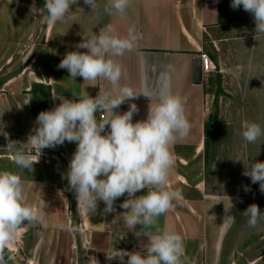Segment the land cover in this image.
I'll return each instance as SVG.
<instances>
[{
	"label": "crops",
	"instance_id": "1",
	"mask_svg": "<svg viewBox=\"0 0 264 264\" xmlns=\"http://www.w3.org/2000/svg\"><path fill=\"white\" fill-rule=\"evenodd\" d=\"M106 2L98 0L100 7L92 12L79 0L63 22L45 26L44 38L31 37L35 43L30 52V64H25L24 58V62L17 64L20 52L17 45L25 37L29 38L36 28L27 25L29 16L34 24L43 18V23L46 22L44 0H0V130L17 141V146L26 145L28 136L37 126L38 114L61 102L53 94L76 99L85 91L95 97L104 89L113 90L115 95L117 90L107 81H83L82 77L72 80L67 70L58 65L68 52L87 51L78 49L77 45L92 32L98 34L103 25L113 24L120 36H126L128 28L135 26L143 39L132 51L114 58L123 67L120 85L137 92L155 94L164 89L180 95L191 124L188 136L178 139L172 148L175 166L166 188L179 195L173 201L174 207L159 218L160 228L183 237L186 264H264V221L252 228L248 225L249 218L243 214L253 203L264 211V192L259 183L254 184L251 179L243 183L238 179L235 186L229 176L217 180L210 174L213 157L208 151L206 132L205 76H201L199 82H194L192 77L194 59L200 50H205L204 39L207 38L208 53L216 65L232 72L230 77L238 76V80L241 74L243 85L250 83L251 87L262 89L260 100L264 103V34L255 37L252 14L242 6L233 9L231 0H131L125 16L110 17L103 13ZM42 39L45 48L40 50ZM233 56L242 58L236 66ZM42 101L47 105H40ZM155 102L154 96L152 103ZM131 103L139 108L133 122L146 119L151 101L143 94L115 111L122 114ZM97 117L100 118L99 113ZM5 144L7 140L0 135V145ZM58 146L63 154L53 152L56 147L43 149L33 171L19 169L11 155L0 149V171L8 170L21 176L25 202L36 207L41 217L40 224L31 226V238H25V243L32 245L37 261L44 264L54 261L55 250L53 254L49 245H52L56 226L61 230L60 224L76 226V232L85 236L80 242L76 238L84 252L97 255L108 264L119 263L118 260L108 261L105 256L118 238L126 237L128 251L145 253L148 238L136 237L122 220H113L117 213L124 211L120 205L126 195L116 200L114 213L105 214L102 201L96 213L82 206L78 208L75 193L67 186L66 179L76 144L66 141ZM47 242L48 249L41 250ZM12 244L7 246L12 247ZM37 254L44 255V259H39ZM7 264H18V260L10 258Z\"/></svg>",
	"mask_w": 264,
	"mask_h": 264
},
{
	"label": "clouds",
	"instance_id": "2",
	"mask_svg": "<svg viewBox=\"0 0 264 264\" xmlns=\"http://www.w3.org/2000/svg\"><path fill=\"white\" fill-rule=\"evenodd\" d=\"M78 3L79 0H44L46 23L63 22L72 6ZM83 3L92 12L100 7L98 0H83ZM130 4L131 0H107L103 13L110 17L125 16ZM241 6L254 18L255 37L264 34V0H231L233 9ZM30 11H34V5ZM142 39V33L135 26L128 28L126 36H120L111 23L103 25L98 34L92 32L84 37L77 48L87 51L68 52L58 67L66 69L72 80L77 77H82L83 81L105 80L117 90L116 94L113 90L104 89H100L95 97L85 91L76 99L53 94L61 102L38 114L37 126L28 136L26 145L17 146L18 142L9 139V134L3 130H0V135L7 140L4 148L15 165L30 171H33L43 149L63 145L66 141L75 143L76 150L69 162L66 179L75 193L78 208L82 206L90 213H96L98 203L102 201L104 213H114L116 200L126 195L120 205L124 211L117 213L113 220H122L138 238L146 236V252L113 248L105 253L108 261L118 260L120 264H186L183 237L172 230L161 229L158 221L174 207L173 201L179 195L166 188L169 174L175 166L172 148L178 139L188 136L191 124L180 95L164 89L155 94L137 92L132 87L120 85L123 67L114 58L132 51ZM140 94L151 101L146 119L133 122V115L139 112L135 103H131L122 114L115 111ZM154 96L156 102L153 104ZM242 136L249 144H264V126L246 121ZM33 153L37 154L35 159ZM236 161L243 162L242 174L248 176L252 183H259L260 190L264 192V161ZM145 189V194L136 195ZM243 214L249 218V227L255 228L264 221V211L255 203L249 205ZM40 223L38 209L25 202L21 176L8 170L0 171V264H7L5 249L15 240L18 230ZM60 228L78 231L72 224H60Z\"/></svg>",
	"mask_w": 264,
	"mask_h": 264
},
{
	"label": "rangeland",
	"instance_id": "3",
	"mask_svg": "<svg viewBox=\"0 0 264 264\" xmlns=\"http://www.w3.org/2000/svg\"><path fill=\"white\" fill-rule=\"evenodd\" d=\"M43 21L44 18L41 19L38 24H34L32 17L29 16L27 25H35L36 28L34 32H29V38L25 37V39L21 40L17 45L20 47V52L17 54V59L19 60L17 61V64H21L23 58L25 61L23 62L25 64H30V52L32 50L33 43H35V40L40 39L41 37L44 38L45 36L44 28L47 23H43ZM31 37L35 38V40H32ZM43 42L44 40L42 39V41H40L41 45L39 46L40 50L45 48ZM209 43L208 39L205 38L204 48L207 52ZM7 47L10 49L11 46L8 44ZM216 58H219V56L216 55ZM241 60V57L236 56L235 59L233 56L235 66L238 64V61ZM230 68L232 69V67ZM231 73L232 72H228L227 70L217 66L215 70L209 72L207 76L204 77V109L207 118L212 112H216L218 119V123L215 127V137H208V151L213 157L211 164L212 173L210 174L216 177L217 180L229 176L232 184L237 186L236 182L238 179L243 183V181L248 182L250 178L242 174L244 172L243 162L236 161V159L242 160L245 163L249 160L264 161V144H261L260 142H257L256 144H249L242 136L243 125L246 121L256 122L264 126V103L261 101L262 99L260 100L262 91L261 88V91H259L257 86L253 85L251 87L250 83L248 85H243L244 81H242L243 77H241V74L238 80V76L235 78L234 76L230 77ZM235 74H237V72H235ZM210 131L212 134V130ZM5 145H3V147L0 145V149H3L2 152H4ZM55 147L56 148H53V152H62L60 149L61 147L58 145ZM67 186L69 185L67 184ZM237 189L240 190L239 186ZM27 227L28 230L24 231ZM27 227H21L18 230L15 240L12 241V249L6 247L5 257H8V260H6L7 263H10V258H15L18 260V264H44L42 261H37V257L35 258L31 248L32 245L30 243H25V238H27V236L31 238L33 232L31 226ZM53 235L52 243H50L52 245H49V247L52 249L53 254L55 250V257L54 261L52 259L49 264H52V262L53 264H97V261L99 264H108L99 256L86 254L84 252L83 248L80 247L81 245L76 242V238L80 242L83 234H79V232H69L63 229L59 230L56 226V231ZM22 241L25 246H23ZM127 242L126 237L120 238V240L118 238L114 248L128 250ZM75 244L76 247H74ZM47 249L48 242L42 246L41 250ZM22 250H24V252ZM57 250L60 251V253L58 252L59 254L56 253ZM16 253H18V255L20 254L22 257H17ZM75 254L77 255L76 258ZM37 256L40 259L43 258L44 255L37 254ZM45 258H47V256ZM125 260H127V257H125ZM118 264H120V262Z\"/></svg>",
	"mask_w": 264,
	"mask_h": 264
},
{
	"label": "built area",
	"instance_id": "4",
	"mask_svg": "<svg viewBox=\"0 0 264 264\" xmlns=\"http://www.w3.org/2000/svg\"><path fill=\"white\" fill-rule=\"evenodd\" d=\"M198 57H199V64H200V69H201V76L204 77L209 72H211L217 68L216 63L214 62V60L211 58V56L209 55V53L206 50H200L198 53ZM60 154L62 155L63 153L60 152ZM36 155H37L36 153H33V158H36ZM41 156H42V153H41L40 157ZM6 247L12 249V247H9V246H6Z\"/></svg>",
	"mask_w": 264,
	"mask_h": 264
},
{
	"label": "trees",
	"instance_id": "5",
	"mask_svg": "<svg viewBox=\"0 0 264 264\" xmlns=\"http://www.w3.org/2000/svg\"><path fill=\"white\" fill-rule=\"evenodd\" d=\"M40 105H47L45 104V101H42L40 102ZM218 123V119H217V116H216V112H212L209 117H208V121L206 122V132L208 133L207 134V141H208V137L210 138V136H212L211 138L214 137V133H215V127ZM212 130V134L210 133ZM74 214L76 215V212H74ZM74 217V215H73Z\"/></svg>",
	"mask_w": 264,
	"mask_h": 264
},
{
	"label": "water",
	"instance_id": "6",
	"mask_svg": "<svg viewBox=\"0 0 264 264\" xmlns=\"http://www.w3.org/2000/svg\"><path fill=\"white\" fill-rule=\"evenodd\" d=\"M193 81L194 82H199L201 81V69H200V64H199V57L196 56L194 59V66H193Z\"/></svg>",
	"mask_w": 264,
	"mask_h": 264
}]
</instances>
